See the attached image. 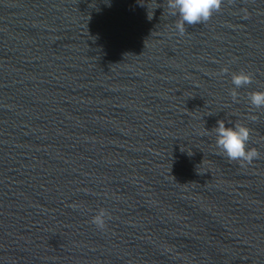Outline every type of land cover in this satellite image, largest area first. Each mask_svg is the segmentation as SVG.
I'll list each match as a JSON object with an SVG mask.
<instances>
[{"label": "water", "instance_id": "obj_1", "mask_svg": "<svg viewBox=\"0 0 264 264\" xmlns=\"http://www.w3.org/2000/svg\"><path fill=\"white\" fill-rule=\"evenodd\" d=\"M168 5L0 0V264H264V0Z\"/></svg>", "mask_w": 264, "mask_h": 264}, {"label": "clouds", "instance_id": "obj_2", "mask_svg": "<svg viewBox=\"0 0 264 264\" xmlns=\"http://www.w3.org/2000/svg\"><path fill=\"white\" fill-rule=\"evenodd\" d=\"M221 0H169V9L172 15H179L180 22L177 30L183 34L184 25H195L207 21L214 11L219 10ZM226 72L227 69H224ZM250 82V75L245 72L233 73L232 83L238 88ZM235 98V93H233ZM253 106H264V92H255L250 97ZM216 147L231 161L251 163L258 158L259 153L249 148L250 130L243 125L226 126L218 120L214 128ZM105 210H100L93 217V223L100 229L105 226Z\"/></svg>", "mask_w": 264, "mask_h": 264}]
</instances>
